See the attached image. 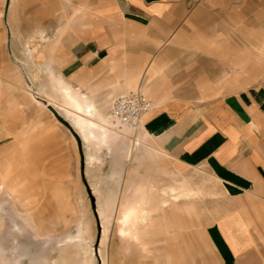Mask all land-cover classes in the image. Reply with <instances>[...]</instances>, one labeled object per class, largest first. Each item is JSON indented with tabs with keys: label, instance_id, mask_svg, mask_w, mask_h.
Returning a JSON list of instances; mask_svg holds the SVG:
<instances>
[{
	"label": "crops",
	"instance_id": "crops-1",
	"mask_svg": "<svg viewBox=\"0 0 264 264\" xmlns=\"http://www.w3.org/2000/svg\"><path fill=\"white\" fill-rule=\"evenodd\" d=\"M18 1H10V12ZM86 1L62 0L36 11L23 40L25 53H37L39 71L51 75L37 92L30 91L36 106H51L72 124L83 148L90 144L95 154L85 156L86 167L89 156L99 162L96 154L106 147L110 175L120 180L126 174L122 194L109 201L118 235L126 241L124 258L132 248L139 263L147 258L152 264H195L180 247L188 241L183 217L195 211L193 199L211 196L204 186L142 179L131 167L141 162V151L146 157L173 159L181 177L180 169L204 168L220 184L225 213L206 231L217 264H264V0H103L98 8ZM53 19L71 39L60 48L44 34ZM45 55L54 61L42 69ZM137 90L153 109L131 134L132 151L123 146L116 152L118 141L111 137L96 150L79 132L74 115L103 122L113 99ZM11 107L9 114H0V192L7 190L9 199L29 205L28 167L39 158L66 161L67 155L61 134L52 132L58 126L48 121L49 131L42 129L36 137L38 127L29 112L20 124L18 106ZM124 151L130 153L128 165L113 167L117 153ZM129 205L146 210L147 217L123 231L119 217ZM161 234L165 247L153 250Z\"/></svg>",
	"mask_w": 264,
	"mask_h": 264
},
{
	"label": "rangeland",
	"instance_id": "rangeland-1",
	"mask_svg": "<svg viewBox=\"0 0 264 264\" xmlns=\"http://www.w3.org/2000/svg\"><path fill=\"white\" fill-rule=\"evenodd\" d=\"M10 1L4 0L0 6V39L4 38L0 41V114L5 116L12 111V105L18 106L22 124L28 111L38 127L34 129L36 137L42 129L49 131L47 127L50 126L45 125L48 121L53 127L58 126V129L52 127V132L61 134L60 139L65 145L63 153L68 157L66 156V161L64 157H60L63 161L54 163H44L39 158V163L28 167L31 171L27 178L29 180L26 181V190H29V195L33 198L29 205L21 204L18 199H9L5 193L7 190L0 192V203L4 207L0 211V264H152L147 258H142L139 263L132 248L129 249L130 255L124 258L126 241L118 235L116 211L109 201L111 196L122 194L126 174L123 173L120 180L110 175L111 156L106 147L96 154L99 162L91 165L87 161L89 165L86 167L84 163L81 168L82 157L76 139L62 123L52 118L47 109L36 106L33 100L30 90L37 92L51 73L39 71V59H35L37 53L32 51L30 56L28 52L27 57L24 39L30 34L34 15L40 6L44 9L48 5L56 7L62 0H17L11 12ZM86 2L90 7L98 8L103 0ZM72 3H76V0H72ZM102 23H105L104 20L100 24ZM58 26V19H53L51 24L45 26L44 34L51 42L56 40L60 48L64 41L70 43L71 39H66L69 31L57 29ZM41 48L44 49L45 44H41ZM53 61L52 56L45 55L40 61L41 68ZM57 69L58 66L53 65L52 70L56 74ZM110 107L111 104L103 113L106 117H109ZM129 139L116 142V152H120L123 146L132 151ZM39 142L41 140L37 141ZM44 142L48 143L47 140H42V144ZM84 148L82 145L84 158L95 154L90 144H84ZM126 152L117 153L113 167L121 169L128 165L130 153ZM139 155L142 156L141 162L138 166L133 163L131 167H136L142 179L152 176L154 182L159 181L160 185L183 182L193 187L204 186L210 191L211 196L198 197L190 202L194 204L195 211L190 217H183L188 241L180 247L185 249L190 263L217 264L206 231L225 213V194L220 184L209 179L204 168L180 169L183 175L181 177L176 174L179 167L168 156L156 159L152 154L148 158L141 151ZM156 169L161 173L155 175ZM105 202L109 206L99 209V205ZM101 211L106 212L104 221L100 218ZM79 234L80 240L75 239L72 244L65 242V239ZM163 237L162 234L158 235L155 239L156 248L153 250L165 247Z\"/></svg>",
	"mask_w": 264,
	"mask_h": 264
},
{
	"label": "bare ground",
	"instance_id": "bare-ground-1",
	"mask_svg": "<svg viewBox=\"0 0 264 264\" xmlns=\"http://www.w3.org/2000/svg\"><path fill=\"white\" fill-rule=\"evenodd\" d=\"M35 55V54H34ZM55 82V80H54ZM57 84V83H56ZM56 86V85H55ZM60 86V85H59ZM55 90L57 91L56 87H54ZM53 89V86H52ZM54 90V89H53ZM55 91V92H56ZM62 91V90H61ZM65 92V91H64ZM39 93V92H38ZM58 93V92H57ZM40 94V93H39ZM58 95V94H57ZM41 98V97H40ZM66 99V98H65ZM146 99V98H145ZM147 100V99H146ZM63 101V100H62ZM70 101V100H69ZM65 102V101H64ZM66 103V102H65ZM74 103V102H73ZM112 104V103H111ZM48 107V105H47ZM51 107V106H50ZM75 107V106H73ZM112 107V106H111ZM78 108V107H77ZM48 109V108H47ZM80 109V108H79ZM90 110V109H89ZM49 111V110H48ZM57 111V110H56ZM50 112V111H49ZM51 113V112H50ZM75 113V112H72ZM52 114V113H51ZM53 116V114H52ZM111 120V121H110ZM74 122L76 126L78 127L79 132L83 136V138L86 139V141L91 143V145L96 149H100V147L107 142V137H111L112 141H123L124 139L131 138L132 133H136L137 130H133L129 128L128 126H125L124 124H120L118 121L114 120L110 113L109 117L105 116L103 122H96L90 117H86L85 115L81 114H75L74 115ZM72 125V124H71ZM73 127V126H72ZM74 129V127H73ZM75 131V129H74ZM77 133V131H75ZM78 134V133H77ZM79 136V134H78ZM81 143H82V138ZM132 140V139H131ZM98 162V159L96 156H89L88 163L93 165L94 163ZM84 163H85V158H84ZM88 164V165H89ZM170 192L173 193L174 190L170 189ZM143 196V195H142ZM141 196V197H142ZM147 197V196H146ZM179 195H175L173 198H179ZM150 199V198H149ZM146 200V199H145ZM148 200V199H147ZM142 201V200H140ZM144 202V199H143ZM162 202V201H161ZM164 202V200H163ZM135 203V201H134ZM133 203V204H134ZM145 203V202H144ZM168 203V202H167ZM140 204V203H139ZM146 201V205H147ZM164 204V203H163ZM144 205V204H143ZM147 207V206H146ZM146 211V210H145ZM144 209L140 208L139 206L136 205H129L125 207L124 211L121 213L119 220L121 223L122 230L124 231V228H129L130 229V224L131 223H138L141 221H144L145 218L147 217L146 212ZM106 212H100V218L104 221L106 219ZM108 216V215H107ZM149 217V216H148ZM108 218V217H107ZM126 229V230H127ZM121 230V231H122ZM79 232V231H78ZM128 232V231H127ZM121 233V232H120ZM129 233V232H128ZM127 233V234H128ZM126 232H124V235ZM105 235V234H104ZM126 236V235H125ZM127 237V236H126ZM129 237V236H128ZM135 238V237H134ZM75 239L80 240V234L75 236V237H69L65 239L66 243L72 244ZM131 239V238H130ZM135 240V239H134ZM133 240V241H134ZM76 241V240H75ZM136 241V240H135ZM160 257V256H159ZM80 262V261H78ZM85 262V261H84ZM67 263V262H66ZM64 262H60V264H66ZM77 264V263H76ZM81 264H84L83 262Z\"/></svg>",
	"mask_w": 264,
	"mask_h": 264
},
{
	"label": "built area",
	"instance_id": "built-area-1",
	"mask_svg": "<svg viewBox=\"0 0 264 264\" xmlns=\"http://www.w3.org/2000/svg\"><path fill=\"white\" fill-rule=\"evenodd\" d=\"M153 109V104L145 99L140 90L132 94H123L112 101L111 117L133 130H137L144 114Z\"/></svg>",
	"mask_w": 264,
	"mask_h": 264
},
{
	"label": "water",
	"instance_id": "water-1",
	"mask_svg": "<svg viewBox=\"0 0 264 264\" xmlns=\"http://www.w3.org/2000/svg\"><path fill=\"white\" fill-rule=\"evenodd\" d=\"M47 108L53 114L54 118H56V120L58 122L62 123L69 130V132L74 137V139H76V141L78 143V149H79L80 155L82 157V160H81V168H82L83 165H84V156L82 155V143H81V139H79V136L74 131L72 125L69 122H67L62 116H60V114L56 111L55 108H52L50 106H48Z\"/></svg>",
	"mask_w": 264,
	"mask_h": 264
}]
</instances>
